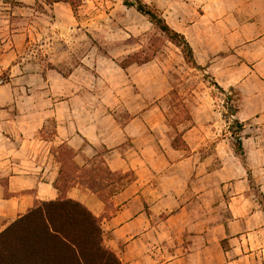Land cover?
I'll list each match as a JSON object with an SVG mask.
<instances>
[{
  "label": "crops",
  "instance_id": "obj_1",
  "mask_svg": "<svg viewBox=\"0 0 264 264\" xmlns=\"http://www.w3.org/2000/svg\"><path fill=\"white\" fill-rule=\"evenodd\" d=\"M144 1L187 41L207 90L232 97L226 129L225 96H198L175 143L173 88L153 61L113 69L88 55L65 75L4 48L0 233L69 199L122 264H264V0Z\"/></svg>",
  "mask_w": 264,
  "mask_h": 264
},
{
  "label": "rangeland",
  "instance_id": "obj_2",
  "mask_svg": "<svg viewBox=\"0 0 264 264\" xmlns=\"http://www.w3.org/2000/svg\"><path fill=\"white\" fill-rule=\"evenodd\" d=\"M72 1L74 9L61 2L52 10L43 0H34L29 1L33 10H13L25 3L14 6L20 0H0V53L10 48L18 63H38L44 70L55 69L65 75L88 55L113 69L153 61L173 88L163 101L172 134L189 126L187 117L198 96L222 97L215 89L207 90L213 86L208 74L189 65L178 45L123 0ZM15 33L20 41L11 38V42H3L7 34ZM5 77L4 73L1 78ZM228 118L225 108L219 126L226 129Z\"/></svg>",
  "mask_w": 264,
  "mask_h": 264
},
{
  "label": "trees",
  "instance_id": "obj_3",
  "mask_svg": "<svg viewBox=\"0 0 264 264\" xmlns=\"http://www.w3.org/2000/svg\"><path fill=\"white\" fill-rule=\"evenodd\" d=\"M43 1L48 6L56 2H66L75 8L72 0ZM20 3L13 5L19 6ZM123 4L146 17L151 24L166 34L170 41L181 48L183 57L189 65L204 72V68L195 63L191 47L184 37L171 29L154 8L142 0H123ZM217 89L225 96L228 116H233L235 108L230 104L232 97L220 88ZM187 121L190 125V113ZM237 123L232 119L229 129L238 127ZM179 136L181 134L177 135L175 143L179 141ZM0 264L122 263L104 244L99 220L80 203L58 199L40 203L0 233Z\"/></svg>",
  "mask_w": 264,
  "mask_h": 264
}]
</instances>
